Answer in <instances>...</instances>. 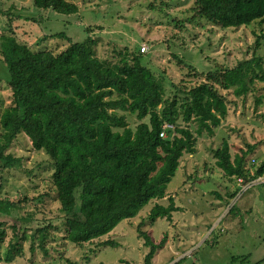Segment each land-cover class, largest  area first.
I'll return each mask as SVG.
<instances>
[{
	"label": "trees",
	"instance_id": "1",
	"mask_svg": "<svg viewBox=\"0 0 264 264\" xmlns=\"http://www.w3.org/2000/svg\"><path fill=\"white\" fill-rule=\"evenodd\" d=\"M32 3L61 14L77 13L79 9L69 0ZM189 11L188 20L204 19L222 28H239L264 19V0H193ZM85 30L90 32L88 27ZM51 37L65 39L68 45L58 53L32 51L12 34L0 35V54L11 91V104L0 108V170L31 173L21 157L8 151L18 134H24L32 150L43 151L53 164L50 182L59 204L64 238L76 246L94 243L95 247L89 249L93 252L101 246H116L113 239L101 237L119 222L135 217L150 200L166 196L167 183L183 153H194L196 136L204 130L211 134L226 117L229 108L220 90L243 96L255 80L264 79L262 57L256 53L264 31L255 35L249 58L207 72L203 80L189 87L173 84L181 99L164 96L150 57L139 51L120 53L115 62L106 63L95 55V41L90 36L72 42L59 31ZM172 55L181 66L195 68ZM117 109L135 115L139 122L134 129L116 113ZM190 122L195 123L194 130L188 127ZM166 125L171 127L167 129ZM252 149L248 145L232 155L223 138L213 151L215 165L227 177L245 179V188L253 185L249 183L264 175V160L249 171L245 159ZM236 193L234 189L231 197ZM23 202L28 198L0 199V240L6 234L1 217L9 216L11 209H21ZM178 208L169 196L167 204L156 202L151 206L148 218L151 224L158 218L171 219ZM29 216L33 218V214ZM50 227V223L37 225L32 235L44 253ZM12 229L14 240L8 245L6 259L13 250H19L17 240L26 237L25 228L14 224ZM137 230L147 248L142 264H154L164 238L154 242L140 223Z\"/></svg>",
	"mask_w": 264,
	"mask_h": 264
},
{
	"label": "rangeland",
	"instance_id": "2",
	"mask_svg": "<svg viewBox=\"0 0 264 264\" xmlns=\"http://www.w3.org/2000/svg\"><path fill=\"white\" fill-rule=\"evenodd\" d=\"M69 1L78 5L77 13L40 9L32 0H0V35L12 34L32 51L53 53L68 45L65 39L51 37L53 33L64 31L72 42L90 36L95 41V55L106 63L115 62L120 53L139 51L150 57L164 96L175 95L176 99L182 95L175 93L173 84L189 87L203 80L207 72L232 67L249 58L255 35L264 31V19L239 28H222L204 19L188 20L193 0ZM141 46L146 47L145 52ZM172 53L195 68L181 66ZM256 53L262 57L264 67V40ZM8 80L0 54V108L11 104ZM220 91L229 108L226 117L211 134L204 130L196 136L194 153H183L167 183L166 196L150 200L135 217L119 222L101 237L113 239L116 246H101L93 252L89 249L95 247L94 243L76 246L64 238L59 204L50 182L53 164L43 151L32 150L24 134H18L8 151L21 157L31 173L0 170V199L27 197L28 202L1 217L6 234L0 240V264H142L147 248L138 235L139 223L154 242L164 238L163 246L154 255V264H264V186L245 188L247 183L225 176L215 165L213 153L225 138L232 155L253 146L245 159L249 171L264 160V79L255 80L243 96ZM116 113L132 129L139 122L126 110L117 109ZM188 127L194 130L196 125L190 122ZM234 189L237 193L231 197ZM169 196L178 210L171 219L158 218L151 224L149 209L156 202L167 204ZM47 223L51 224V236L44 242V253L32 235L35 226ZM14 224L25 228L26 237L17 240L19 250H13L6 259L8 245L14 240Z\"/></svg>",
	"mask_w": 264,
	"mask_h": 264
},
{
	"label": "built area",
	"instance_id": "3",
	"mask_svg": "<svg viewBox=\"0 0 264 264\" xmlns=\"http://www.w3.org/2000/svg\"><path fill=\"white\" fill-rule=\"evenodd\" d=\"M145 48H146V47L141 46V47H140V50L145 52ZM166 126H167V129H168L169 127H171L170 125H166ZM160 135H164V134L161 133ZM238 181L242 182L243 184L247 182L246 180H243V181H242L241 178H238ZM260 183L264 184V175L256 177V178L253 179L249 184H260ZM249 184H248V185H249Z\"/></svg>",
	"mask_w": 264,
	"mask_h": 264
}]
</instances>
